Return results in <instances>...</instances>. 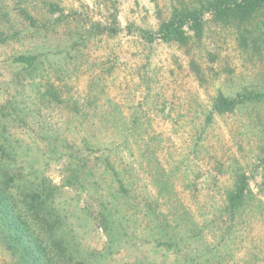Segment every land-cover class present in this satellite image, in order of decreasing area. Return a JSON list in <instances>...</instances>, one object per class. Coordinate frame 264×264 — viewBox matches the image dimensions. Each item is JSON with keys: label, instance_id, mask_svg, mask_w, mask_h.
Masks as SVG:
<instances>
[{"label": "rangeland", "instance_id": "obj_1", "mask_svg": "<svg viewBox=\"0 0 264 264\" xmlns=\"http://www.w3.org/2000/svg\"><path fill=\"white\" fill-rule=\"evenodd\" d=\"M194 6L0 0V129L19 171L55 188L89 264H264V104L212 111L220 93L264 90V9L240 25L206 13L184 44L142 37ZM28 52L35 72L14 62ZM240 172L248 191L231 216ZM0 264H14L1 240Z\"/></svg>", "mask_w": 264, "mask_h": 264}, {"label": "trees", "instance_id": "obj_2", "mask_svg": "<svg viewBox=\"0 0 264 264\" xmlns=\"http://www.w3.org/2000/svg\"><path fill=\"white\" fill-rule=\"evenodd\" d=\"M264 9V0H197L192 8H173L170 18L162 22L156 33L143 32L148 42L159 39L163 42L184 44L189 32L200 37L203 31V18L206 13L224 24L251 22ZM30 25L33 18L25 15ZM111 31L107 26L91 27ZM90 29L88 33H90ZM113 33L116 31L113 30ZM39 56L34 53L19 54L14 57L16 64L37 71ZM45 95L50 99L58 97L53 88ZM251 104H264V90L243 89L234 97L220 93L213 102L212 111L218 114L233 112L237 107ZM2 129V128H1ZM0 129V240L12 257L14 264H89L70 242L64 222L50 205L54 189L44 182L33 183L17 168L16 157ZM261 154L264 156V140ZM248 191L244 172L236 173L233 187L226 193L228 210L233 216L241 207ZM101 228H106L103 224Z\"/></svg>", "mask_w": 264, "mask_h": 264}]
</instances>
